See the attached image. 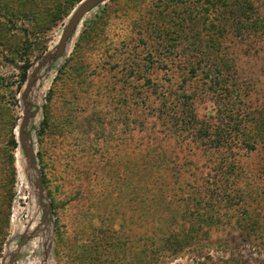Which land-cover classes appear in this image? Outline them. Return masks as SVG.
I'll list each match as a JSON object with an SVG mask.
<instances>
[{
  "label": "rangeland",
  "instance_id": "rangeland-1",
  "mask_svg": "<svg viewBox=\"0 0 264 264\" xmlns=\"http://www.w3.org/2000/svg\"><path fill=\"white\" fill-rule=\"evenodd\" d=\"M57 1L38 0L28 14L31 0H0V108L18 114L16 196L0 264L145 262L153 222L136 207L139 149L157 136L156 142L169 149L165 173L172 181L178 173L181 182L202 180L216 172L217 159L157 133L160 120L149 115L151 81L161 88L179 84L180 66L187 61L180 55L188 43L183 34L200 31L206 18L207 28L217 10L229 14L220 1L232 7L233 0H105L84 17L59 56L60 38L82 0L55 23ZM255 3L264 14V0ZM240 23L226 27L225 43L245 86L239 107L257 108L264 102V35L240 40ZM187 86L198 92L195 108L201 116L216 113L215 98L201 95L205 85L199 78ZM22 127L26 142L20 139ZM7 138L0 130L1 146ZM233 154L249 174L243 181L248 192L264 191L262 152L233 146ZM260 199L264 222L263 193ZM222 230L213 235H223ZM106 236L114 247L91 244ZM211 253V260L183 255L164 264H220L230 258ZM252 254L264 261V245L242 246L235 257Z\"/></svg>",
  "mask_w": 264,
  "mask_h": 264
},
{
  "label": "trees",
  "instance_id": "trees-1",
  "mask_svg": "<svg viewBox=\"0 0 264 264\" xmlns=\"http://www.w3.org/2000/svg\"><path fill=\"white\" fill-rule=\"evenodd\" d=\"M80 1L55 2V23L66 17ZM37 3L38 0H31L28 14L34 13ZM220 6L230 8V13L219 11L218 14L217 10V16L207 28L204 26L206 18L200 31L183 34V39L188 42L180 52L187 59L180 66L183 77L179 84L162 88L152 80V105L149 108V115L161 123L157 133L176 138L184 149L185 145H193L205 155H217L214 161L216 174L210 172L202 180L195 178L197 182L192 183L189 180L181 182L182 174L178 173L172 181V176L165 173L169 149L156 142L157 136L152 144L139 149L134 163L136 176L141 180L136 188V207L141 216L152 218L153 224L147 230L150 231L145 250L148 255L145 254V262L138 264H164L167 258L183 255H190L193 261L211 260L214 251L223 257L230 256L223 258L220 264H264L262 259L254 258V254L247 256L249 259L243 255L235 257L242 246L264 245L260 208V194L264 195V191L252 189L248 192L246 186L249 185L243 181L249 174L241 159L233 154V146H243L248 152L260 150L263 157L260 171L264 173V102L257 108L239 107L245 86L239 82L238 67L234 58L229 57L225 43L226 27L237 26L240 22L243 27L236 34L240 40L261 39L264 14L260 13L255 0H233L232 7L226 1H220ZM197 17L195 12L192 18ZM30 64L28 60L23 66L22 81ZM198 78L205 85L201 95L210 93L215 98V114L201 116L195 108L198 92L187 85ZM138 111L143 113V108ZM17 118L18 114L11 108H0V130L8 136L4 146L0 145V259L10 235L16 196ZM221 229L223 235H213ZM91 244L96 248L116 245L107 236L95 242L92 240Z\"/></svg>",
  "mask_w": 264,
  "mask_h": 264
},
{
  "label": "water",
  "instance_id": "water-1",
  "mask_svg": "<svg viewBox=\"0 0 264 264\" xmlns=\"http://www.w3.org/2000/svg\"><path fill=\"white\" fill-rule=\"evenodd\" d=\"M104 1L105 0H82L80 2V4L74 9L73 13L69 17L67 25L58 43V50L55 54L56 56L61 55L65 51L68 41L73 37L84 17ZM48 57L49 56H46V59H48ZM27 116H31L30 112H27ZM20 139L22 142H26L28 140L27 134L23 127L20 130ZM32 152V147H27V153L29 156H31Z\"/></svg>",
  "mask_w": 264,
  "mask_h": 264
}]
</instances>
